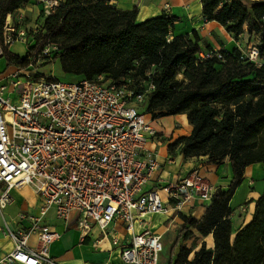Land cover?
I'll list each match as a JSON object with an SVG mask.
<instances>
[{
	"label": "trees",
	"instance_id": "obj_1",
	"mask_svg": "<svg viewBox=\"0 0 264 264\" xmlns=\"http://www.w3.org/2000/svg\"><path fill=\"white\" fill-rule=\"evenodd\" d=\"M30 1L0 0L1 57L7 67L33 73L27 68L29 58L57 42L52 60L64 75L77 80L100 74L113 81L128 77L134 86L150 81L154 89L140 112L152 118L184 114L191 126L190 134L167 150L179 146L183 158L205 157L214 165L228 160L229 184L215 190L200 218L179 215L173 243L178 253L168 264H264V178L250 221L233 235L229 208L246 167L259 164L264 172V0H199L204 20L236 37L244 27L248 36L257 37L253 45L260 66L240 61L237 49L219 50L222 59L201 60L198 54L211 48L206 44L201 51L194 33L171 37L174 18L137 21L136 10L119 11L103 0L60 1L51 16L42 18L33 44L19 57L2 44V33L6 16ZM38 77L39 72L32 75ZM195 234L211 235L213 248L203 242L189 260L191 250L183 242Z\"/></svg>",
	"mask_w": 264,
	"mask_h": 264
},
{
	"label": "built area",
	"instance_id": "obj_2",
	"mask_svg": "<svg viewBox=\"0 0 264 264\" xmlns=\"http://www.w3.org/2000/svg\"><path fill=\"white\" fill-rule=\"evenodd\" d=\"M42 18L51 16L59 0H38ZM28 43L23 29L6 30L2 44ZM59 46H45L28 60V69L50 62ZM1 56V45H0ZM199 59H222L219 51L200 52ZM239 60L260 66L254 45ZM17 68L0 78V214L11 201L10 191L29 186L41 199L35 215L20 214L29 223L17 232L5 228L13 250L0 264H56L48 255L59 235L42 223L52 212L66 223L77 215V229L85 236L94 225L123 264H159L161 236L146 228L143 218L180 214L196 201L207 205L215 192L197 171L158 191H144L160 164L146 149L155 131L140 112L154 86L131 78L113 81L100 74L62 83ZM150 77V72L145 73ZM180 77V76H178ZM121 223L129 237L119 239L110 226ZM134 223L141 231L132 234ZM37 235V247L27 244Z\"/></svg>",
	"mask_w": 264,
	"mask_h": 264
},
{
	"label": "crops",
	"instance_id": "obj_3",
	"mask_svg": "<svg viewBox=\"0 0 264 264\" xmlns=\"http://www.w3.org/2000/svg\"><path fill=\"white\" fill-rule=\"evenodd\" d=\"M59 1L63 2L65 0ZM103 1L119 11L136 10L137 21H144L160 15L174 18L175 21L170 36L191 37L194 33L200 40L198 47L201 51L204 50L206 44L214 51L223 50L231 52L237 49L241 52L245 48V44L241 41L243 37L248 36L245 32V27L243 28L244 33L236 37L228 34L218 23L204 20L199 0ZM40 10L38 0H32L23 8L18 9L13 15L6 16L4 31L20 28L26 30L28 33L27 44L17 43L8 47L11 54L23 57L26 54L28 46L33 44L32 35L38 31L42 22ZM252 38L257 39L255 36H252ZM249 43L255 44L252 41ZM17 45H20L21 49H23V54L16 53L15 48ZM14 70L15 67H7L5 60L0 56V78ZM144 116L155 131V136L147 139L146 149L155 154L160 164L159 169L151 175L144 191L155 190L158 191L160 196H164V192L162 191L164 186L176 182L193 171L199 172L206 182L215 189L226 188L231 178L230 165L227 159L223 160L220 165H214L209 163L205 157L183 158L179 152V146L175 147L172 151L167 150L169 144L190 134L191 126L188 123L186 115L176 114L159 118H152L149 114H144ZM260 167L259 164H253L244 170L243 181L234 192L236 194L238 190L242 189L243 199H241V202L243 203L238 204V209H232L229 202V208L232 211L230 216L232 235L238 229L245 226L251 219L253 202L259 195L254 190L256 183L253 181L254 177L251 174V170L256 169L258 171L257 174L263 176L261 172L263 170H260L262 169ZM262 186V184L258 186L260 187L259 190H261ZM10 197V203L0 214V258L10 253L14 248V243L7 236L5 228L7 227L12 232L28 228L29 223L26 220L19 219L20 214L35 215L42 204L39 196L29 186L11 190ZM243 204H245V213L239 211L243 208ZM193 205L192 207H183L180 214L171 213V210H168L163 215H147L143 218V221L148 230L160 235L161 240L167 238L168 244L173 245L181 225L179 215L199 219L203 214L204 206H206L199 201H196ZM42 223L48 225L59 235L58 239L48 248V255L56 264H123L119 258V249L111 246L108 237H102L98 227L92 225L90 231L85 236L77 229L76 214H73L66 223H63L55 219L52 212H49L43 218ZM109 230H112L119 239L126 240L129 237L119 222L112 224ZM140 231L141 229L138 224L134 223L132 234H138ZM192 240L196 241L188 257L189 260L192 258L193 253L199 249L201 243L204 242L207 248H213L211 235L201 237L195 234ZM187 242L189 240L183 242V244L187 245ZM27 244L30 247L36 248L37 235H31ZM177 253L178 247H175L172 258H169L166 263L162 264H168L170 260H174Z\"/></svg>",
	"mask_w": 264,
	"mask_h": 264
},
{
	"label": "rangeland",
	"instance_id": "obj_4",
	"mask_svg": "<svg viewBox=\"0 0 264 264\" xmlns=\"http://www.w3.org/2000/svg\"><path fill=\"white\" fill-rule=\"evenodd\" d=\"M252 1H260V0H252ZM33 36V35H32ZM251 39H253V40H251ZM245 45V48H243L242 49V51L241 52H245L246 51V49H247V47H249L250 45H252V44H250L249 42L250 41H252L253 43H255L256 44V41H257V39H254V38H252V36L250 37L249 36V38H248V36L247 37H243V39L241 40ZM19 44V43H18ZM53 44H56V45H58L59 43H53ZM15 51H16V53H18V54H23V49H21V47H20V45H17L16 46V48H15ZM43 67H42V66ZM34 72H39L40 73V75L42 76V77H44V78H54V79H56V80H58V81H60V82H62V83H72V82H76V81H78L77 79L78 78H76V77H74V76H69V75H64L62 72H61V70H60V67H59V64H58V62L56 61V62H54L53 60L52 61H50V62H48V63H42V64H40L39 66H36V68H35V71ZM143 107V106H142ZM141 107V108H142ZM261 168V167H260ZM260 170H262V169H260ZM257 170L256 169H252L251 170V174L253 175V181L256 183V186H255V191L256 192H258L259 193V195H260V193H261V191H262V188H261V190H259V188L260 187H258L259 185H263V177H264V173H263V171H261L262 172V174H263V176H260V175H258L257 174ZM230 181V180H229ZM228 184H229V182H228ZM227 184V185H228ZM226 185V186H227ZM263 187V186H262ZM241 190L242 189H240V190H238L237 192H236V194H234L233 195V197H232V199H231V201H230V207L232 208V209H238L237 207H238V204L239 203H243V202H241L242 200L241 199H243L242 198V192H241ZM246 190V189H245ZM251 190V189H250ZM258 195V196H259ZM245 204H247V203H245ZM245 204H243L242 205V209H240L239 211L240 212H243V213H245V211H246V209L244 208L245 207ZM204 208H205V206H204ZM235 229V228H234ZM231 230H232V226H231ZM191 240V241H190ZM189 240V242H187V245H185V244H183L187 249H189V250H193V247H194V243H195V241L196 240H192V238ZM161 243H162V246H163V249H162V252L160 253V256H159V264H160V262H161V264L162 263H166L168 260H169V258H172V253H173V245H170V244H168V241H167V238H163L162 240H161Z\"/></svg>",
	"mask_w": 264,
	"mask_h": 264
}]
</instances>
